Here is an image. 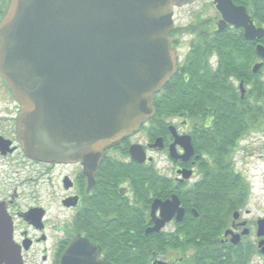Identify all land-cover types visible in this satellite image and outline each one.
Listing matches in <instances>:
<instances>
[{
	"label": "flooded vegetation",
	"instance_id": "flooded-vegetation-1",
	"mask_svg": "<svg viewBox=\"0 0 264 264\" xmlns=\"http://www.w3.org/2000/svg\"><path fill=\"white\" fill-rule=\"evenodd\" d=\"M10 2L0 0V23ZM233 2L245 6L241 0ZM173 3L175 27L172 38L178 68L188 63L187 58L192 53L198 58H206V63L216 68L220 63L216 48L236 46L231 39H241V34L234 31L242 28L222 22L223 14L216 0H173ZM220 25L222 29H219ZM249 42L254 44L256 52L257 40ZM262 61L258 55L251 61L253 74L260 72L255 73L253 67ZM235 85L243 99L250 86L245 85L244 80H235ZM21 110L12 90L0 76V205L5 207L12 222L13 241L20 250L21 264H60L68 248L79 241L90 242L95 247L93 257L98 260L131 263L136 247L146 248L143 241L151 235H156L162 242L160 250L152 251L147 257L148 264L159 261L190 264L184 258L197 252L196 246L190 243L200 227L182 223L188 213L195 216V211L198 213L184 202L183 193L195 190L198 194L202 184H208L210 178L213 184L219 182L222 186L221 175L225 171L221 168L228 166L221 164V158H210L195 148L187 119L174 116L156 123L150 122L151 118L139 131L107 146L99 161L96 157L86 163H61L28 156L18 138ZM259 133L264 135L263 131ZM187 135L191 137L192 154L186 147ZM159 138L160 145H155ZM133 144L143 146L145 161L133 158L130 151ZM159 156L164 160H159ZM227 164L248 181L244 173L238 171L234 156ZM238 181L231 191L220 194L214 204L216 213L230 214L229 226L218 237L212 226L208 236L223 244L224 249H219V253L230 257L238 248L246 264H264V229L259 225L264 215L257 214L251 207L254 201L252 188L249 186L250 193L246 197L244 187L238 186ZM153 190H158L159 194ZM174 195L185 209L184 218L178 221L175 215L159 231L147 233L155 226L154 201H165ZM231 197H241L240 206L232 211ZM160 215L158 209L157 218ZM227 230L233 233L226 234ZM233 238H239L238 242L235 243ZM146 242L150 246L151 240ZM73 253L75 261L87 258V249L83 250L81 246ZM0 264H5L1 242Z\"/></svg>",
	"mask_w": 264,
	"mask_h": 264
},
{
	"label": "water",
	"instance_id": "water-1",
	"mask_svg": "<svg viewBox=\"0 0 264 264\" xmlns=\"http://www.w3.org/2000/svg\"><path fill=\"white\" fill-rule=\"evenodd\" d=\"M216 2L224 24L243 28L249 41L264 37V27L245 6ZM174 26L173 0H11L0 23V75L22 106L18 137L28 156L99 161L107 146L138 131L177 71ZM256 53L264 60V44H257ZM261 66L255 64L253 71ZM185 138L192 154L191 137ZM160 143L159 138L155 145ZM130 151L136 161L146 160L142 145L133 144ZM175 215L178 221L185 215L178 196L156 199L155 226L147 233L159 231ZM259 225L264 229V218ZM0 242L5 264H21L12 222L1 205ZM77 246L87 249L82 261H75ZM94 250L88 241L74 242L60 264H114L93 257Z\"/></svg>",
	"mask_w": 264,
	"mask_h": 264
},
{
	"label": "trees",
	"instance_id": "trees-1",
	"mask_svg": "<svg viewBox=\"0 0 264 264\" xmlns=\"http://www.w3.org/2000/svg\"><path fill=\"white\" fill-rule=\"evenodd\" d=\"M241 1L255 23L264 26V0ZM234 32L240 33L241 39H231L237 43L236 46L228 48L221 45V49L216 48L220 56V63L216 68L209 66L204 57L198 58L193 53L188 56V63L178 68L175 75L156 95V111L150 121L164 122L174 116L187 119L195 148L210 158H221V164L228 166L227 169L221 168L225 171L221 175L222 186L219 182L213 184L210 178L208 184H202L204 186L198 194L195 190L183 193L184 202L199 213L198 217L188 213L182 222L184 225L200 227L196 233L198 235L194 234L195 237L190 243L196 246L197 252L189 258H184V261L190 264H246L240 249L232 251L231 256L227 257L219 253L224 249L223 244L219 243L217 238L213 240L208 236L212 226L215 227L213 231L218 237L230 224V214L220 215L215 212L214 204L218 196L231 191V187L235 188L237 179L238 186L244 187L246 197L250 193L245 177L239 175L234 167L227 163L232 160L243 138L253 132H264V63L258 74L252 73L251 61L257 56L254 44L244 38L242 29ZM257 42L264 44V37ZM235 80H244L245 85L250 86L243 99L237 91ZM153 192L159 194L158 190ZM240 200L241 197H231V211L240 206ZM138 234L140 233L136 235ZM124 235L127 236L128 233ZM148 240H151L150 246H147ZM161 242L156 235H151V238L143 241L146 248L136 247V254L131 263L120 264H148L147 257L152 251L160 250Z\"/></svg>",
	"mask_w": 264,
	"mask_h": 264
},
{
	"label": "rangeland",
	"instance_id": "rangeland-1",
	"mask_svg": "<svg viewBox=\"0 0 264 264\" xmlns=\"http://www.w3.org/2000/svg\"><path fill=\"white\" fill-rule=\"evenodd\" d=\"M187 22V21H183ZM235 161L239 172L250 180L254 201V212L264 215V135L252 133L240 142ZM159 160H164L162 156Z\"/></svg>",
	"mask_w": 264,
	"mask_h": 264
}]
</instances>
